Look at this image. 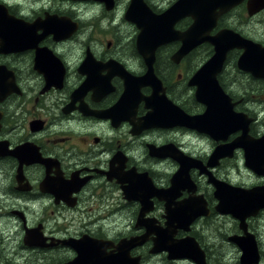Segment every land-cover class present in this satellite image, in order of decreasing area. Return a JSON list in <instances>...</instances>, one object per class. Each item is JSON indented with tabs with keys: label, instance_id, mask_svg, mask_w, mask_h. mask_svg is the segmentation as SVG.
Here are the masks:
<instances>
[{
	"label": "flooded vegetation",
	"instance_id": "flooded-vegetation-1",
	"mask_svg": "<svg viewBox=\"0 0 264 264\" xmlns=\"http://www.w3.org/2000/svg\"><path fill=\"white\" fill-rule=\"evenodd\" d=\"M132 1L0 0L23 22L8 21L6 29L3 23L0 37V264H69L77 257L72 246L83 239L107 242L105 256L135 240L122 256L129 264H264V172L246 166L249 138L229 152L241 130L214 140L179 124L142 127L153 107L204 113L190 80L213 46L204 42L183 56L180 41L156 47L152 74L159 84L142 85L140 29L125 17ZM178 1L139 0L135 8L137 15H162ZM217 1L228 9L209 0L216 15L210 36L232 31L264 48V0ZM191 24L185 16L172 26L183 32ZM11 29L21 30V42L5 39ZM243 52L227 50L216 80L257 140L264 136V77L238 67ZM250 145L263 156L264 146ZM174 158L193 161L188 180L179 178L176 187ZM187 201L199 216L170 225L167 209ZM107 207L116 224L97 217L95 209ZM170 233L173 241L193 239L195 261L153 253L154 240Z\"/></svg>",
	"mask_w": 264,
	"mask_h": 264
},
{
	"label": "water",
	"instance_id": "water-1",
	"mask_svg": "<svg viewBox=\"0 0 264 264\" xmlns=\"http://www.w3.org/2000/svg\"><path fill=\"white\" fill-rule=\"evenodd\" d=\"M94 1L100 2L105 0ZM213 1L217 2L218 8L224 10L228 9V6H219L217 0ZM137 2H139V0L132 1L125 17L129 21L132 20L140 29L136 38L137 49L147 66L146 74L139 79L142 81V85H150V83L155 85L157 83L159 84L152 74V63L154 61L153 53L156 47L169 41H180L182 44L179 49L180 56L187 54L191 49L204 42L210 43L214 48V54L200 67L190 80V85L196 87V99L205 106L204 113L199 116H187L179 112L169 113L167 109L160 111L159 108L156 109V107H153L152 112L148 113L146 118L143 119L144 123L142 127L150 128L160 127L162 125H164L163 127H170L179 124L195 129L200 133H204L214 140L224 139L235 130H241L242 135L236 140V144L234 143L235 145L233 144V146L230 147L229 152L236 148L235 146L237 145L244 146V140L248 138L250 144L263 147L264 136L257 140H253L248 136L247 125L250 120L244 115L233 111V104H231L230 99L219 87L216 76L224 63L227 50L240 48L243 49L244 52L238 60V67L250 72L254 76L264 77V48L252 45V43L232 31L224 30L218 32L216 35L210 36V31L215 25L216 15L212 14L209 0H180L170 11L171 13L169 12L162 15H153L150 12L146 15H137L138 8H135ZM185 16L191 17L192 24L186 31H175L172 24ZM8 21L11 22V24L14 22V25L17 27L23 23L21 20H16L9 16L7 9L3 5H0V37L5 31L2 24L4 23L3 26L5 25L4 27L6 29V25H9L7 24ZM167 21H169L168 26L166 25ZM11 31L12 32L9 34L6 32L7 36L5 39L10 38L13 39V41L15 40V42H21V38L18 36V34L20 35L22 33L21 30L11 29ZM253 49H255L257 53H255ZM152 87H154V85ZM123 99V97L120 99L116 109L121 108ZM119 110L121 111V109ZM176 116H180L178 121H175L173 118ZM250 144L248 146V156L250 157L247 158L246 154V166L255 173L264 172L262 168V164H264V151L263 156L262 154H260L261 156L255 155L252 148H249L251 147ZM258 151L260 153V148ZM219 157L218 155L216 156L217 159ZM175 160L179 163L180 170L172 178V187H176L178 183L182 182L181 180H183V177L186 181L188 180L187 168L193 165V161H191V163L187 161L188 159ZM179 178H181V180ZM214 184L217 188V194H219V192L221 194L219 188L222 185L219 183L218 185L216 183ZM123 191L124 195H129V189L126 188L123 189ZM239 206L243 207L241 204H239ZM239 209L241 208L237 206L233 207L234 213L237 212L235 215L239 214ZM228 210L230 211L231 208H228ZM167 211V219L170 225H172V221L175 218H179L177 219V225H179L190 222L194 217H198L200 214L197 205L191 201H187L183 206L175 208V211L170 208H168ZM171 237L172 233L161 241L153 239V253L167 251L169 260L187 259L195 261L198 249L193 239L186 238L181 241H173ZM60 243L67 245L70 242L62 241ZM106 244L107 242L96 241L94 239H83L82 244L80 243L81 246L79 244L72 246L76 250L77 257L69 264H129L123 261L122 256L127 257V252L136 244L135 240L121 241L117 246L119 249L118 253L111 256H105L103 254ZM134 261H132V263L137 264V260Z\"/></svg>",
	"mask_w": 264,
	"mask_h": 264
},
{
	"label": "rangeland",
	"instance_id": "rangeland-1",
	"mask_svg": "<svg viewBox=\"0 0 264 264\" xmlns=\"http://www.w3.org/2000/svg\"><path fill=\"white\" fill-rule=\"evenodd\" d=\"M75 7V6H74ZM83 8V6L82 5H78V6H76V9H82ZM96 211H98V214H97V217H101L102 219H110V220H112V222L114 223V224H116V219H117V216L116 215H114V214H111V211H112V209L111 208H109V207H107V210L106 211H102L103 209H100V210H97V209H95ZM100 212V213H99Z\"/></svg>",
	"mask_w": 264,
	"mask_h": 264
}]
</instances>
